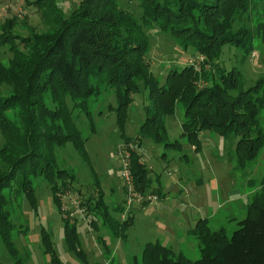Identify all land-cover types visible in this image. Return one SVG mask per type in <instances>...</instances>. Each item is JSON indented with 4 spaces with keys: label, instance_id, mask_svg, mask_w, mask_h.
Listing matches in <instances>:
<instances>
[{
    "label": "trees",
    "instance_id": "trees-1",
    "mask_svg": "<svg viewBox=\"0 0 264 264\" xmlns=\"http://www.w3.org/2000/svg\"><path fill=\"white\" fill-rule=\"evenodd\" d=\"M252 0H138L140 16L121 0H80L70 15L56 0H36L45 28L38 31L24 21L27 33L17 32L19 21L0 28V236L10 247L14 224L5 190L28 193L33 198L36 176L50 180L55 190L72 176L59 169L52 150L73 141L84 149L85 138L75 123L74 108L89 109L101 84L115 90L120 119L135 93L148 90L147 117L135 139L152 136L167 145L166 116L182 103L185 110L183 136L198 149L203 130L227 138L238 136L233 160L245 169L264 145L259 114L264 108V80L245 87L241 70L226 69L217 59L225 43L244 45L247 29H235L237 15L249 11ZM264 3V1H263ZM264 6V5H263ZM15 28V29H13ZM170 32L185 50L206 55L212 66L196 70L187 64L171 69L165 83L153 74L148 60V29ZM264 39V20L256 26ZM12 53L4 62V47ZM6 53V52H5ZM5 87V88H3ZM16 110L17 118L7 116ZM5 168V169H4ZM131 169L135 188L142 194L152 190L151 170L133 153ZM158 195V194H157ZM159 196V195H158ZM160 198V196H159ZM145 204L148 201L144 202ZM98 202L93 210L110 224L107 210ZM124 211V207H117ZM90 209V208H89ZM133 216L122 222L126 227ZM231 236L224 228L212 229L208 219H199L190 234L198 240L200 257L177 255L172 247L148 242L142 264H264V191L254 196L247 214ZM50 238L46 236V242ZM136 264L138 257L135 258ZM56 264L58 262L55 261Z\"/></svg>",
    "mask_w": 264,
    "mask_h": 264
},
{
    "label": "rangeland",
    "instance_id": "rangeland-1",
    "mask_svg": "<svg viewBox=\"0 0 264 264\" xmlns=\"http://www.w3.org/2000/svg\"><path fill=\"white\" fill-rule=\"evenodd\" d=\"M34 1L0 0V28L17 20V32L27 33L28 28L21 26L24 21L38 31L43 30L45 24ZM263 1L252 0L249 11L237 15L234 23L235 29H247L246 37H250L245 39V44L252 48L225 43L217 59L228 70H241L245 87L264 80V39L256 34L257 24L264 20ZM56 2L64 14L70 15L80 0ZM121 2L140 16L138 0ZM147 32L148 60L162 84L173 68L191 64L200 70L202 66H212L206 55L185 50L170 32L157 28ZM3 49L6 62L13 55L7 53L8 47ZM100 86L102 92L91 98L89 109L74 108V102L68 98L75 123L85 138L84 149L68 141L52 150L56 166L67 170L71 181L64 185L60 180L55 190L50 180L36 176L33 198L23 190H5L14 224L13 245L10 247L0 236V264H56L55 261L58 264H136V257L142 264L144 247L156 241L172 247L177 255L197 259L201 255L198 240L188 230L199 219L207 217L212 229L224 228L231 236L246 216L254 196L264 191V145L245 169L236 167L233 160L238 136L227 138L203 130L197 149L183 136L182 103H177L175 112L166 116L167 142L175 145L157 142L152 136H144L140 144L127 143V138L137 137L147 117L148 90L134 94L126 117L120 119L115 90L105 84ZM8 92L9 89L0 90V95ZM6 114L11 119L17 118L16 110H8ZM259 124L264 130V108L259 114ZM3 143L0 130V148ZM134 152L151 170L152 190L160 196L143 207H137L145 204L137 199L130 207L127 203L129 185L125 173L127 164L132 172ZM179 194L184 196L181 198ZM98 202L104 207L102 210H107L112 223L103 224V216L93 210ZM118 206L124 207V211ZM129 215L133 220L123 227L122 222ZM46 236L50 238L49 243Z\"/></svg>",
    "mask_w": 264,
    "mask_h": 264
},
{
    "label": "built area",
    "instance_id": "built-area-1",
    "mask_svg": "<svg viewBox=\"0 0 264 264\" xmlns=\"http://www.w3.org/2000/svg\"><path fill=\"white\" fill-rule=\"evenodd\" d=\"M126 179L128 181L129 185V200L127 201L128 206L130 207L133 202L137 199L139 202H145V201H153L157 200L159 196L157 194H142L135 190L134 182H133V175L129 168V165L127 164V171L125 173ZM125 215V214H124Z\"/></svg>",
    "mask_w": 264,
    "mask_h": 264
},
{
    "label": "crops",
    "instance_id": "crops-1",
    "mask_svg": "<svg viewBox=\"0 0 264 264\" xmlns=\"http://www.w3.org/2000/svg\"><path fill=\"white\" fill-rule=\"evenodd\" d=\"M202 180L200 179V181L199 182H201ZM180 195V197L181 196H184L183 194H179ZM182 198V197H181ZM160 199V198H159ZM158 199V200H159ZM150 202H148L147 204H143V205H139V206H137V207H143V206H145V205H148ZM202 218V217H201ZM205 218H207V217H205ZM202 219H204V218H202ZM195 227V226H194ZM194 227H192V228H194ZM192 228H190L189 230H188V234L190 235V236H192L191 234H190V230L192 229ZM195 239V238H194ZM194 243H195V241H194ZM198 246H199V244H198Z\"/></svg>",
    "mask_w": 264,
    "mask_h": 264
}]
</instances>
